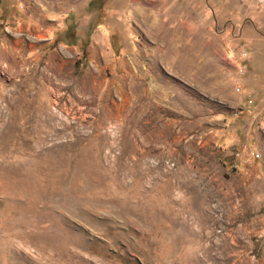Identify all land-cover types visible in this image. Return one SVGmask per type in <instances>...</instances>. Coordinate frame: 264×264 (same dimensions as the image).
Listing matches in <instances>:
<instances>
[{
  "label": "rangeland",
  "instance_id": "rangeland-1",
  "mask_svg": "<svg viewBox=\"0 0 264 264\" xmlns=\"http://www.w3.org/2000/svg\"><path fill=\"white\" fill-rule=\"evenodd\" d=\"M0 264H264V0H0Z\"/></svg>",
  "mask_w": 264,
  "mask_h": 264
}]
</instances>
